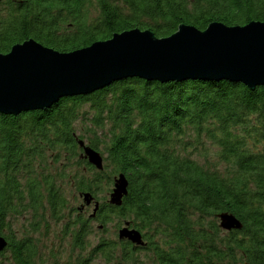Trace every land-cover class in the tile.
Returning <instances> with one entry per match:
<instances>
[{
  "label": "trees",
  "instance_id": "obj_1",
  "mask_svg": "<svg viewBox=\"0 0 264 264\" xmlns=\"http://www.w3.org/2000/svg\"><path fill=\"white\" fill-rule=\"evenodd\" d=\"M253 21L264 22V0H1L0 54L31 39L70 53L132 30L164 38L181 25L206 30L213 22ZM81 141L103 155V170L85 158ZM57 161L63 166L53 174ZM121 173L128 181L121 205L98 201ZM65 179L83 201L90 194L100 203L91 215L77 210L68 220L77 264H142L133 259L144 246L128 240L85 245L91 223L102 228L114 218L127 219L125 226L153 244L149 264H264V86L135 78L63 98L49 110L0 113V225L7 239L0 264H43L32 235L25 229L16 238L11 225L30 213L32 231L48 206L64 218ZM222 213L242 228L221 229Z\"/></svg>",
  "mask_w": 264,
  "mask_h": 264
},
{
  "label": "water",
  "instance_id": "obj_2",
  "mask_svg": "<svg viewBox=\"0 0 264 264\" xmlns=\"http://www.w3.org/2000/svg\"><path fill=\"white\" fill-rule=\"evenodd\" d=\"M128 78L161 83L230 81L255 91L264 86V22L233 27L213 22L206 30L181 25L164 38L150 30H132L70 53L26 41L0 54V113L17 116L49 110L63 98L90 95ZM80 145L85 158L103 170L101 155L82 141ZM127 191L128 181L122 174L109 202L121 205ZM93 200L90 194L84 197L87 205ZM98 207L96 203L95 212ZM219 218L224 230L242 228L234 215ZM119 238L145 245L141 233L129 229V223L119 231ZM5 247L0 238V252Z\"/></svg>",
  "mask_w": 264,
  "mask_h": 264
},
{
  "label": "rangeland",
  "instance_id": "obj_3",
  "mask_svg": "<svg viewBox=\"0 0 264 264\" xmlns=\"http://www.w3.org/2000/svg\"><path fill=\"white\" fill-rule=\"evenodd\" d=\"M192 27H194V26H192ZM65 34H67V33H65ZM158 38H163V37H158ZM128 79H135V78H128ZM128 79H124V80H128ZM138 79H140V78H138ZM124 80H120V81H124ZM120 81H115V82L113 81V82L117 83ZM210 82H216V81H210ZM114 83L106 86L105 88L111 87ZM85 109H88V107H85ZM213 152H215V150H213ZM97 153H99V152H97ZM84 156H85V153H84ZM191 156L193 159L199 160L200 163L204 162L203 158H200L201 155L199 153L192 152ZM101 157H102L103 166H104V157H103V155H101ZM213 162H214V165H216V166L219 165V161H215V159H214ZM61 163H63V161ZM58 165H59L58 161H57V163L53 162V166H52V170H51L53 174H55L56 168L63 166V165H60L58 167ZM66 174L69 175L70 171H67ZM120 175H122V173ZM117 179H119L118 174L114 176V183L111 185V187H107V185L105 184L104 189L102 191L98 192V194H97L98 201L105 202L108 199H110V193L111 192L113 193ZM66 181H67V179H65V182L63 183L64 197H65L66 203H67L66 211L63 214L64 218H61V217H60L61 219L56 218V216L53 215V212L51 211L50 207L48 206L46 208L47 210H45L43 213H41V217L40 218L38 217L37 221L34 222L35 227L32 229V231H34V232L31 231V225H30L31 215H30V213L26 214L27 215V216L25 215L26 217L25 216L16 217V219L14 220V224L11 225L12 231L17 234L16 238L18 236L19 237L24 236L23 232L25 229H26L25 231L28 234L32 235V237L31 236H29V237L33 238V240L35 241V243L39 247V257L42 256L43 264H74V263L77 264V262H78L77 257L80 256L79 249L77 247L74 249L75 254L72 255L74 253L72 251L73 245L71 243L73 236L70 237V232H69V229H67V226L69 224V227H71V225L73 223L70 224V221H68V220L70 218H73L75 215H77V213H78L77 210H78V208H80V206H82L84 204V201H83L82 197L80 196V194H78L79 192H77L76 188L73 187L71 184L67 183ZM93 211H94V207L88 206L87 214L91 215ZM87 214H86V217L88 216ZM222 214H229V213H222ZM222 214H220V215H222ZM230 215H233V214H230ZM219 216H218V219H219V221H221ZM125 220H127V219H125ZM125 220L124 221L121 220L122 223L120 225L121 221L117 222V220L114 218V219H112V221L108 222L102 228H99L100 227L99 223H96V222L91 223L90 227L92 230V235L89 238L88 237L86 238L85 245L87 242V244H89L88 249H93L94 247H96V245L99 243V241L101 239H108V240L118 239L119 238V231H121L122 229H124L126 227L125 226V222H126ZM129 227H130V225H129ZM220 228H221V226H220ZM27 230H29V231H27ZM131 230H135V231L140 232L136 228H134V229L132 228ZM224 231H227V230H224ZM227 232H230V231H227ZM5 233L8 234L9 230L6 229ZM124 240H126V239H124ZM154 240H155V238H154ZM144 243H145V245L143 247L144 249L141 250L142 251L141 253L136 254V259L134 258L133 260H138V262L139 263L141 262L142 264H149V262L151 261L150 257L152 256V253L154 252L153 244L150 245V247H149L150 243L148 244V242H146V241H144ZM5 256H9V253L8 254L6 253ZM5 256H4V258H5ZM72 257H76L75 260H73ZM1 260H2V257H0V262H1ZM69 261H70V263H68ZM91 264H106V263L102 258H96Z\"/></svg>",
  "mask_w": 264,
  "mask_h": 264
},
{
  "label": "bare ground",
  "instance_id": "obj_4",
  "mask_svg": "<svg viewBox=\"0 0 264 264\" xmlns=\"http://www.w3.org/2000/svg\"><path fill=\"white\" fill-rule=\"evenodd\" d=\"M10 116V115H9ZM85 202V201H84ZM85 205H87L86 203H84L83 204V206H85ZM88 206H93L94 207V211H95V209H96V203H91L90 205H88ZM99 206H100V203H99ZM99 208V207H98ZM6 229V228H5ZM5 231V230H4ZM5 235H6V233H5ZM0 238H2L5 242H6V246H7V239L5 238V236L2 234V232H1V225H0ZM118 239H120L121 240V238H118ZM127 239V238H126ZM6 248V247H5ZM4 251V250H3ZM2 252V251H1ZM0 252V253H1Z\"/></svg>",
  "mask_w": 264,
  "mask_h": 264
},
{
  "label": "flooded vegetation",
  "instance_id": "obj_5",
  "mask_svg": "<svg viewBox=\"0 0 264 264\" xmlns=\"http://www.w3.org/2000/svg\"><path fill=\"white\" fill-rule=\"evenodd\" d=\"M87 209L88 206H80V208H78L79 213L81 212V214L86 215L87 214Z\"/></svg>",
  "mask_w": 264,
  "mask_h": 264
}]
</instances>
